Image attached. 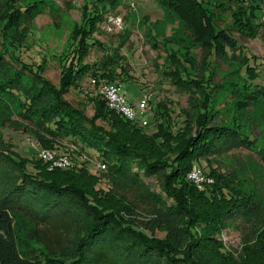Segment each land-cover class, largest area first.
<instances>
[{
    "label": "trees",
    "instance_id": "obj_1",
    "mask_svg": "<svg viewBox=\"0 0 264 264\" xmlns=\"http://www.w3.org/2000/svg\"><path fill=\"white\" fill-rule=\"evenodd\" d=\"M13 1L9 0L11 4ZM100 1L91 3L88 11L84 5L82 23L73 25L68 48L58 55L59 86L43 75L39 63L15 54L20 47L30 46L26 39L32 31L27 24L37 13L36 7H10L9 3L7 17L0 24V105L7 96L15 95L21 105L19 113L35 123L33 135L43 148L64 139L80 152L77 157L75 150L68 154L72 160H80L78 169H48V163L40 160L35 163L37 172H29L2 142L5 148H0V167L6 165L7 179L0 197V264H202L201 259L206 261L210 256L212 264H234L233 255L214 239V233L228 221L253 214L254 203L244 193L215 180V185L199 191L188 180L187 172L197 162L210 175L216 171L224 178L226 172L214 167L210 157L255 145L256 137L242 129L233 113L250 109L264 97V85L252 82L257 75L255 67L243 56L242 44L229 31L249 38L264 37V17L258 21L263 0H158L167 15L164 20L177 19L189 37L178 38L172 31L171 38H165L177 48L172 52L165 48L168 71L163 72L178 92L186 93L188 105L181 108L185 114L183 126L175 130L169 115L170 101L160 100L152 132L109 109L98 94L89 98L91 116L65 98L69 88L80 87L85 76L112 83L126 80L127 62L121 53L124 39L102 59L85 61L92 48L103 47L93 33L106 7L120 4L119 0ZM225 12L230 23L220 26ZM152 30L158 34L156 27H145L146 40L154 47ZM198 47L206 51L201 58L203 66L196 70L194 48ZM213 52L217 54L214 62L210 59ZM220 57L242 62L239 88L236 83L222 88L213 82ZM7 67L12 70L9 75ZM24 79L31 80L29 86ZM218 86L224 93H217ZM258 151L264 164V150ZM83 156L101 161L106 167L103 175L90 173L88 161V170L82 168ZM143 176L161 180L160 191L141 183ZM127 177L131 182L123 180ZM88 178H94L93 182ZM102 181H107V189L95 186ZM121 183H140L137 187L143 197L169 213L170 227L163 229V236L124 217L132 212L124 196L118 199L125 203L121 207L118 203L115 207L105 204V200L115 198L114 188ZM165 197L173 203L167 206ZM18 216L26 219L27 236L36 247L21 248L15 226ZM173 232L179 243L172 238ZM259 241L264 242L262 238Z\"/></svg>",
    "mask_w": 264,
    "mask_h": 264
},
{
    "label": "rangeland",
    "instance_id": "obj_2",
    "mask_svg": "<svg viewBox=\"0 0 264 264\" xmlns=\"http://www.w3.org/2000/svg\"><path fill=\"white\" fill-rule=\"evenodd\" d=\"M93 2L95 0H14L13 4H11L12 2H9V0H0V24L7 17L8 8L11 5L15 7L34 5L36 7L37 13L34 17L30 16L27 24L29 30L32 31L30 37L26 39L30 46L26 48L20 47L15 54L22 60L39 63L40 67H42L43 75L53 84L59 86L61 60L58 55L68 48L70 31L73 25L82 23L84 5L87 6L88 11L89 8L91 9V3ZM119 2L120 4L115 8H112L111 5L106 7L107 10L103 20L99 22L93 33L95 39L103 47L92 48L90 56L85 58V61L102 59L105 57L104 53L107 51L113 52V48L124 39L125 45L121 48V53L126 59L125 67L128 74H124L126 80L122 82V90L126 100L137 102L142 93H147L149 101L147 108L143 110L148 121V126H145L148 132L155 130L154 111L157 109L158 102L164 99L169 100L171 104L169 105V115L174 122L175 130H177L184 124L185 114L182 113L181 108L188 105L187 95L186 93L178 92L175 86L165 77L166 75H163V72L168 71L164 65V59H166L165 56L167 55L166 49L172 52L177 48V44L167 42L165 38H171L173 35L172 31L176 33L178 38L185 36L188 39L189 37L184 35L186 34L185 30L181 29L183 26L177 19L169 18L166 21L164 20L167 15L158 0H119ZM262 4H264V0ZM101 6L102 3H98V7ZM263 17L264 7L261 6V10L258 11V21L263 19ZM229 23V14L225 12L218 24L226 26ZM145 27H156L157 29L158 34H156L155 30H152L151 33L154 39L152 42H156L154 47L146 40ZM173 27H177V29L173 30ZM124 30L127 31L125 34H123ZM175 30H178V32ZM229 32L242 44L243 56L246 57L251 66L255 67L257 75L252 82L264 85V37L249 38L241 35L236 30ZM8 33L13 34L14 32L13 30H8ZM194 49L197 59L195 67L196 70H199L203 66L201 58L206 49L200 47ZM235 53L238 54L237 52ZM210 57L211 61L214 62L217 54L213 52ZM241 65L242 62L237 59L217 58L215 73L212 76L213 82H218L222 88L236 83L237 88H239L242 81L240 77ZM7 68V74L9 75L12 70L9 67ZM243 73H247V71H243ZM0 75L2 76V73ZM90 79V76H85L80 82V87L69 88L65 95L68 101L82 108L88 116L93 113L89 98L92 95H96ZM24 82L27 85L28 82L31 83V80L24 79ZM221 87L218 86L219 90L217 89V93H224L225 90L222 91ZM7 97L8 99L6 98L7 101H4V105H0V148H5L2 142L8 144L14 160L23 161L25 170L37 172L35 163L43 160L41 159V151L43 149L49 150L54 156H68L74 150L76 151L75 157L80 154L77 148L64 139L55 141L56 144L51 147L43 148L33 135V125L35 123L19 113L21 108L19 100L15 95ZM8 104L10 105L8 106ZM233 114L242 123V129L247 134L250 133L256 137L253 148H235L226 153L215 155V157H210V161L212 163L214 161V167L226 172L224 173V178L219 177L216 171H213V174L210 175L206 172L207 170L199 166V179L195 180L191 173L194 166L199 164L197 162L191 165L187 172V178L199 191H206L214 184L215 180L217 184L228 185L235 188L236 191L244 193L245 197L254 203L255 212L253 214L226 222L219 232L214 233V239L220 241L223 247L233 255L231 262L234 264H264V242L259 241V238L264 241V164L258 151L259 149L264 150V97L260 98L250 109L241 110V112ZM11 115L14 116V120L10 119ZM88 150L93 153V150L89 148ZM68 157L72 161L70 165L53 167H77L78 169L80 167L78 161L80 160H72L70 155ZM43 161L48 163V169L53 168H50L52 165L51 161ZM86 161H88L87 165L90 173L103 175L106 167L98 169L96 161L92 157L85 156L81 167L87 170ZM5 168L6 165L0 167V197L4 192V183L7 179L4 176ZM93 179L88 178V181L93 182ZM123 180L131 182L128 177L123 178ZM106 182L102 181L95 186L107 189L108 184ZM141 183L157 192L160 191L161 180L157 177L143 176ZM139 184L124 185L121 183V186L114 188L115 198L107 199L104 202L111 207L117 206L116 204L118 203V206L121 207L125 203H119L118 199H120L121 195L124 196L125 201L131 205L130 209L132 211L124 214V217L127 219L128 217L132 218L141 227H149L153 230V233L163 236V229L170 227L171 218L168 216L169 213L161 205L145 199L146 197H143L142 191L137 187ZM123 188L124 190H122ZM165 198L167 206L174 201L170 197ZM16 220L17 234L22 241L21 248L28 250L36 247L34 241L27 236L26 230L29 225L26 219L18 216ZM172 238L179 243L176 233H172ZM203 255L207 254L204 252ZM210 257L206 261L201 259V263L212 264L213 259Z\"/></svg>",
    "mask_w": 264,
    "mask_h": 264
},
{
    "label": "built area",
    "instance_id": "obj_3",
    "mask_svg": "<svg viewBox=\"0 0 264 264\" xmlns=\"http://www.w3.org/2000/svg\"><path fill=\"white\" fill-rule=\"evenodd\" d=\"M91 85L93 86L94 92L102 97L109 109L115 110L118 114L126 119L138 123L140 126H147L148 121L146 120L143 109L147 108L148 95L142 93L140 99L137 102H131L126 100L123 90L122 83L106 82L102 79L91 78ZM41 159L51 161L53 166L66 167L72 162L67 155L54 156L49 150L43 149L41 151ZM84 157V156H83ZM85 158V157H84ZM97 168H105V165L101 161H96ZM200 167L195 165L192 170V177L198 180Z\"/></svg>",
    "mask_w": 264,
    "mask_h": 264
},
{
    "label": "crops",
    "instance_id": "obj_4",
    "mask_svg": "<svg viewBox=\"0 0 264 264\" xmlns=\"http://www.w3.org/2000/svg\"><path fill=\"white\" fill-rule=\"evenodd\" d=\"M143 112H144V110H143Z\"/></svg>",
    "mask_w": 264,
    "mask_h": 264
}]
</instances>
